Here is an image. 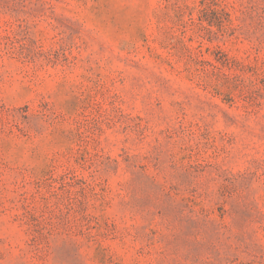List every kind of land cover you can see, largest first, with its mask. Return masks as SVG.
<instances>
[{"label": "rangeland", "instance_id": "obj_1", "mask_svg": "<svg viewBox=\"0 0 264 264\" xmlns=\"http://www.w3.org/2000/svg\"><path fill=\"white\" fill-rule=\"evenodd\" d=\"M0 264H264V0H0Z\"/></svg>", "mask_w": 264, "mask_h": 264}]
</instances>
